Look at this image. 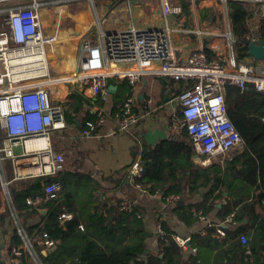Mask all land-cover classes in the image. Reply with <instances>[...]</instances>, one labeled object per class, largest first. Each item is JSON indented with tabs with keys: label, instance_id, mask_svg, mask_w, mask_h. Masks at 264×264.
<instances>
[{
	"label": "built area",
	"instance_id": "built-area-1",
	"mask_svg": "<svg viewBox=\"0 0 264 264\" xmlns=\"http://www.w3.org/2000/svg\"><path fill=\"white\" fill-rule=\"evenodd\" d=\"M77 1L91 4L97 30L93 35L89 30L80 36L74 72L57 75L54 65L63 55L59 22L70 3ZM109 1L110 6L100 13L95 0H0V192L11 202V216L21 243L19 247H12L11 252L16 256L28 254L34 264L42 263L33 249L34 239L22 227L12 207L10 186L13 182L38 179L44 182V200L56 197L59 188L56 177L64 169L63 157L52 148L50 140L54 133L66 128L67 108L66 100H61L59 84L70 83L73 86L71 92L97 98L107 95V80L111 78L127 79L134 85L145 75H157L181 83L182 90L172 100L175 110L170 115L168 128L175 135L186 131L203 165L211 160L223 164L243 147L242 139L226 114L225 87L230 85L243 90L251 83L257 92H264V66L238 64L233 58L230 63L209 59L202 44L185 57L176 55L169 21L181 17L180 0H156L164 25L147 29H137L132 23L134 0ZM211 1L217 2L224 13L228 12L230 2L245 4L252 11V25L256 22L254 18L264 16V0ZM43 11L54 18L50 21L51 30L45 27ZM105 22L107 28L103 26ZM183 32L192 33L189 30ZM194 33L202 34L200 31ZM221 37L226 38L233 54L235 38L231 31L228 29ZM248 38L258 43L253 33ZM132 103L129 98L117 107L113 134L130 133L138 124L139 118L132 112ZM95 115L94 121L84 123L82 134L88 135L94 128L105 124L104 111L98 110ZM32 140H44L45 144L31 153L23 150L20 154L31 156L29 164L35 166L33 172L23 174L15 165L20 158L15 149H25L26 143ZM7 160L14 164L11 180L4 177ZM141 176L142 166L137 156L127 169V177L134 188L143 191L137 182ZM165 200L174 204L176 197L171 195ZM41 202V196L26 200L28 205L37 208ZM119 210L131 212L133 206L121 202ZM70 218L71 214L65 212L59 216L61 221ZM231 218L228 216L226 222ZM155 225L154 233L162 235L160 224ZM216 235L223 237L224 233L217 229ZM173 240L184 252L189 250L186 244L189 238L175 234ZM37 242L44 250L55 246V241L45 233L38 236Z\"/></svg>",
	"mask_w": 264,
	"mask_h": 264
},
{
	"label": "trees",
	"instance_id": "trees-1",
	"mask_svg": "<svg viewBox=\"0 0 264 264\" xmlns=\"http://www.w3.org/2000/svg\"><path fill=\"white\" fill-rule=\"evenodd\" d=\"M228 14L237 40L235 57L242 61L247 51L242 40L250 34L253 14L245 4L238 2L228 4ZM254 19L258 20L257 35L264 40V16ZM80 97L77 99L83 101ZM225 108L242 139L241 151H235L224 164L199 167L191 161L194 150L190 147L184 148L182 155L186 158L180 164L173 163L178 157L177 148L182 145L162 142L154 148L142 147V176L137 182L148 194L158 192L163 200L171 195L191 198L202 191L200 201L194 204L178 201L171 210L187 227H192L201 216L207 218L216 211L219 225L210 224L204 234L192 235L187 245L189 250L264 252V92H257L251 84H246L243 90L227 85ZM78 111L67 106L65 121L73 123ZM183 135L188 137L186 131ZM56 182L59 188L52 200H44L39 180L12 197V207L22 227L27 232L37 228L38 236L45 233L55 241V246L48 250L34 244L33 249L42 264H264V261L250 260L184 261V251L173 240L176 233L160 219L156 222L163 234L153 233L156 249L151 251L148 249L151 237L147 236L136 207L127 212L119 210V202L96 204L92 191L88 194L81 184H76L77 180L65 179L61 172ZM36 196L42 198L39 208L47 212L42 222L33 226L31 221L38 213L37 207L28 205L26 200ZM64 212L71 214V218L61 221L59 216ZM7 213L0 214V223L8 217ZM228 216L232 217L230 222H226ZM217 229L224 233L223 237H217ZM12 241L15 246L20 243L14 236Z\"/></svg>",
	"mask_w": 264,
	"mask_h": 264
},
{
	"label": "crops",
	"instance_id": "crops-1",
	"mask_svg": "<svg viewBox=\"0 0 264 264\" xmlns=\"http://www.w3.org/2000/svg\"><path fill=\"white\" fill-rule=\"evenodd\" d=\"M110 4L111 1L103 0V2L97 3L96 7L100 13H104ZM179 5L181 6V17L171 18L169 21L172 30L171 40L177 56L185 57L189 52L200 48L202 44L204 52L209 59L225 60L226 63H230L233 58L238 64L264 66V61L255 60L247 54V51L245 59L242 61L237 60L234 52L237 40L231 30L229 14L228 12L224 13L217 2L211 0H196V2L180 0ZM75 9L73 13L75 22L71 27V35L73 37L67 40L66 45L64 44L65 49L62 55V57L68 58L66 62L71 66L75 63L80 36L87 33L92 27V24L88 23L90 19L86 8L76 7ZM135 16H137L138 21H136ZM205 17L206 19H204ZM131 18L132 23L137 29L162 27L164 25L160 8L154 0H134ZM53 20L54 18L48 14L47 22ZM221 21L225 24V28L222 25L220 26ZM84 22H87L85 26H83ZM257 25L258 20H256L254 25L250 23V34L245 37L249 42L251 41L248 37L252 33L257 38V42L261 40L257 35ZM103 26L107 28L108 23L105 22ZM251 26L254 27V31ZM46 29L51 30L50 27ZM228 29L235 38L232 47L233 54L228 49L226 38L221 37V34L226 33ZM184 30H189L192 33L186 34L183 32ZM196 31H200L202 34L198 36L194 33ZM62 59H60V62ZM58 87L62 90L61 100H66L65 105L68 108L71 105L79 109L77 117L73 119V123L66 122V128L60 133H54L50 140L52 148L63 157L64 169L61 173L65 179L69 178L71 181L72 179L77 180L76 184H81L87 193L92 191L96 204L103 202L106 205L116 202H119V204L121 202L132 204L133 208L136 207L138 209V216L140 214L143 218L144 228L148 233H154L155 224L158 219L164 220L177 235L189 239L196 233L204 234L205 228L209 227L210 224L219 225L216 211L211 212L207 218L203 217L199 219L192 227L185 226L172 213L171 210H173L178 201L185 204H194L200 201L202 191L191 198L185 195H174L176 197L175 203L168 204L165 198L163 200L158 192L148 194L144 189L143 191L137 190L128 181L127 169L137 156H139L141 162L142 147L148 149L154 148L162 142L167 145H182L181 148H177L178 157H175L176 159L173 158L175 159V163L173 164L182 163L183 158H186L182 153L188 147L194 150L191 155V161L195 165L207 167L214 163L203 165L202 158L196 154L189 137L184 136L183 133L175 135L169 131V118L175 110L172 100L177 92L182 90L181 83L157 75H145L134 85H131L127 79L118 80L111 78L107 80V95L97 98L80 97L77 92H71L73 86L70 83L59 84ZM77 96L82 98L83 101L78 100ZM129 98L133 101L132 112L139 118V122L130 133L113 134V130L115 129L114 115L117 112V107ZM98 110L105 112V124L94 128L88 135L82 134L85 129L84 123L94 121ZM36 141L39 140L28 141L25 149L16 148L15 153L20 155L23 153V150L26 153H31L43 148L44 144L39 142L42 144L41 146ZM242 149L237 151H241ZM31 159L32 157L29 155H20L15 165L20 171H23V174H28L35 170V166L29 164ZM13 167L14 164L10 160L5 162L4 177L7 180H11L13 177ZM34 180L38 179L11 183V201L16 192L26 190ZM39 182L42 187L44 182L40 180ZM6 211L8 212V217H4L3 222L0 223V264L33 263L28 254L24 253L16 256L11 252L12 247H19L21 243L15 246L12 241V237H17V235L15 224L9 217L12 215L11 202L9 203L4 194L0 192V214H4ZM41 211H45V214H41ZM37 212L31 221L33 226H38L42 222L47 211L38 207ZM36 216L40 217L38 223L35 222ZM36 231L37 228H32L27 233L32 236L35 243L39 244L37 242L38 235ZM149 241L148 249L151 251L155 250L156 239L154 236ZM182 257L187 262L264 261V252H200L188 250L187 252H183Z\"/></svg>",
	"mask_w": 264,
	"mask_h": 264
},
{
	"label": "rangeland",
	"instance_id": "rangeland-1",
	"mask_svg": "<svg viewBox=\"0 0 264 264\" xmlns=\"http://www.w3.org/2000/svg\"><path fill=\"white\" fill-rule=\"evenodd\" d=\"M155 3L157 4V1L154 0ZM184 1V0H182ZM190 1V0H188ZM103 2V0H95V3H101ZM196 2V1H195ZM76 7H80V8H86V11L89 12V21L88 23L89 24H92V27H91V32L90 34L93 35V32L97 30V26H96V23H95V20H94V17L92 15V6L91 4L88 2V1H77V2H72L70 3V7L65 11L64 14H62L63 16H61V20L59 22V37L61 39V43L60 45L62 46V49L64 50L65 47H64V44L66 45L67 43V40H69V38H72L73 36L71 35V27H72V24L75 22L74 19H75V16H74V11L76 10L75 8ZM71 13V14H70ZM42 19L45 23V27L48 28H52L53 26L51 25V22H47L48 20V15L46 13V11H43L42 12ZM102 16L99 17V20H101ZM51 19V18H50ZM135 19L136 21H138V18L137 16H135ZM206 19V17L204 18ZM171 20V19H170ZM221 20V19H220ZM140 21V20H139ZM87 22H84L83 26L86 25ZM171 24V23H170ZM74 25V24H73ZM223 26V28H225V24L221 21L220 23V26ZM80 41H78V44H79ZM78 47V45H77ZM65 55H68V54H65ZM68 57V56H67ZM63 58V59H62ZM62 61L60 62V60H58L54 67H57L56 69V73L57 75H70L74 72L75 68H74V65H69L66 60L68 61V58H66L65 56L61 58ZM65 76V75H64ZM57 88V86H55ZM220 160V158L218 159V161ZM217 161V162H218ZM214 162V160H211V163ZM11 217V215H10ZM11 221L14 222V219L11 217Z\"/></svg>",
	"mask_w": 264,
	"mask_h": 264
},
{
	"label": "water",
	"instance_id": "water-1",
	"mask_svg": "<svg viewBox=\"0 0 264 264\" xmlns=\"http://www.w3.org/2000/svg\"><path fill=\"white\" fill-rule=\"evenodd\" d=\"M242 43L246 46L247 48V54L250 55L252 58H254L257 61H264V40H260L257 44L253 42H249L248 39H243ZM221 204L217 205V208H220ZM41 214H45V211H41ZM40 217L36 216L35 217V222H39ZM153 233H148L147 236L151 237ZM187 245L189 244V241L186 243Z\"/></svg>",
	"mask_w": 264,
	"mask_h": 264
},
{
	"label": "bare ground",
	"instance_id": "bare-ground-1",
	"mask_svg": "<svg viewBox=\"0 0 264 264\" xmlns=\"http://www.w3.org/2000/svg\"><path fill=\"white\" fill-rule=\"evenodd\" d=\"M58 88H60V87H58ZM36 142H38V143L40 142V143H42V144H45L44 140H39V141H36ZM40 143H39V145L42 146V144H40Z\"/></svg>",
	"mask_w": 264,
	"mask_h": 264
}]
</instances>
